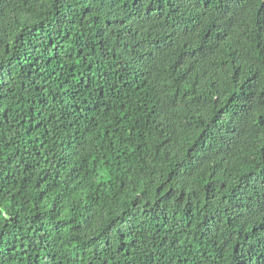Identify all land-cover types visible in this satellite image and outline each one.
I'll return each mask as SVG.
<instances>
[{
	"label": "trees",
	"instance_id": "1",
	"mask_svg": "<svg viewBox=\"0 0 264 264\" xmlns=\"http://www.w3.org/2000/svg\"><path fill=\"white\" fill-rule=\"evenodd\" d=\"M0 264H264V0H0Z\"/></svg>",
	"mask_w": 264,
	"mask_h": 264
}]
</instances>
